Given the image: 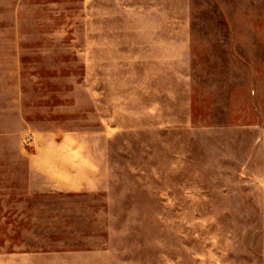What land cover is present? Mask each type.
Masks as SVG:
<instances>
[{"label": "rangeland", "instance_id": "374dc122", "mask_svg": "<svg viewBox=\"0 0 264 264\" xmlns=\"http://www.w3.org/2000/svg\"><path fill=\"white\" fill-rule=\"evenodd\" d=\"M0 264H264V0H0Z\"/></svg>", "mask_w": 264, "mask_h": 264}, {"label": "crops", "instance_id": "0c3cea01", "mask_svg": "<svg viewBox=\"0 0 264 264\" xmlns=\"http://www.w3.org/2000/svg\"><path fill=\"white\" fill-rule=\"evenodd\" d=\"M37 256H42V255H47L49 252H36L35 253Z\"/></svg>", "mask_w": 264, "mask_h": 264}]
</instances>
